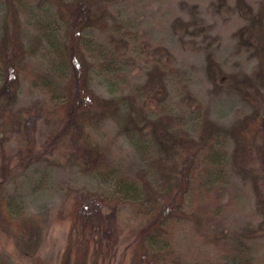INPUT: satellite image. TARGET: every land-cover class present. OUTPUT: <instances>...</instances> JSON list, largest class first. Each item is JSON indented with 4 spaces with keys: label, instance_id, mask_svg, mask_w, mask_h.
I'll list each match as a JSON object with an SVG mask.
<instances>
[{
    "label": "rangeland",
    "instance_id": "1",
    "mask_svg": "<svg viewBox=\"0 0 264 264\" xmlns=\"http://www.w3.org/2000/svg\"><path fill=\"white\" fill-rule=\"evenodd\" d=\"M14 1L35 30L27 35L35 66L56 71L51 58L74 31L91 90L102 98L130 97L127 108L138 114L132 125L119 114L96 119L93 142L103 147L107 163L120 167L99 174L43 88L22 79L13 97L4 92L0 149L10 165L7 194L13 217H32L35 230L25 236L0 220V260L30 264L28 250L46 264H60L74 222L85 219L91 229L119 225L115 252L101 264H152L161 243L150 244L148 222L136 208L118 210L116 174L137 178L149 190L168 186L184 169L180 141L199 137L211 123L222 132L215 148L227 149V176L195 186L194 192L211 191L195 195V207L208 213L201 224L179 216L176 250L184 264H227L233 235L249 243L252 264H264V0ZM6 5L0 0V41ZM60 5L71 9L69 19ZM153 73L161 77L151 81ZM77 198L85 205L72 207ZM97 211L103 213L98 220Z\"/></svg>",
    "mask_w": 264,
    "mask_h": 264
},
{
    "label": "trees",
    "instance_id": "2",
    "mask_svg": "<svg viewBox=\"0 0 264 264\" xmlns=\"http://www.w3.org/2000/svg\"><path fill=\"white\" fill-rule=\"evenodd\" d=\"M7 4L4 38L3 41H0V70L3 75L0 98H6L4 92L9 93L8 98L13 97L17 93L18 85L22 79H27L32 84L43 88L53 103V113L58 114L60 120H63L66 130H68V126L73 128L70 134L79 148L84 149L82 158L85 159L88 156L93 158L96 161L99 174H106L109 171L118 172L120 167L107 163L103 147L94 144L91 128L95 126L99 116L114 114L121 115L128 125H132V122L136 123L135 116L138 113L127 108L130 107L129 100L131 98L119 96L102 98L91 90L88 86L90 75V69L87 66L88 60L79 48L82 44L81 37L74 31L70 34L63 50L51 58L50 67H55L56 71L49 72L35 66L31 59L34 47L32 48L27 42L29 31L35 30L30 29L27 25L28 22H24L27 14L16 6L14 0H7ZM60 10L67 14L65 15L67 19L71 17L69 7L60 5ZM49 44H51L50 48L56 47L53 41ZM155 64L158 66L157 61ZM64 68L68 71L60 72ZM158 76L161 77L160 73L150 74V80L154 81V79H158ZM188 136L191 140L184 141L185 138L181 140L178 150L184 164L182 176L179 180L177 177H173L174 179L168 186L161 184L158 190H149L137 178L130 177L125 173L116 174L118 210H124L128 206L136 208V216L141 220L146 219L145 221L148 222L146 229H148L150 244L154 246L155 243H161L157 252L153 250L156 252L159 262L153 256L149 259L152 264H184L174 244L173 224L180 218V215L182 219H190L201 224L200 218L207 215L208 211L195 207L197 201L195 195L205 196L211 191L200 188L201 191L194 192L195 186L204 185V180H208L210 176L217 178L220 175L224 179L227 176L225 164L227 149L222 145L218 152L215 148L221 144L222 139V132L216 124H206L205 130L199 134V137H193V134ZM29 145H32V141ZM2 153L3 151L0 149V220L16 233L23 230L22 233L25 236L28 233L31 235L35 230L34 225L29 224L32 217H26L25 213H22V218L13 217L12 198L7 194L6 189L10 165L3 162L4 155ZM238 156L241 160H245L246 154L241 153ZM83 203V200L77 198L72 207L84 206ZM96 215L97 218L95 216L94 218L98 220L103 213L97 211ZM89 223L85 219L80 224L77 221L74 222L68 245L60 258V264H79V262L101 264L100 262H103L104 258L115 252L120 235L119 225L91 229ZM230 237L234 240L231 242L232 248L227 264H252L253 255L249 243L233 235ZM27 255L30 264H46L45 259L35 252L29 253L27 250ZM81 255L82 259H80ZM0 264H7V262L1 259ZM198 264L214 263L210 260L208 263L198 262Z\"/></svg>",
    "mask_w": 264,
    "mask_h": 264
}]
</instances>
